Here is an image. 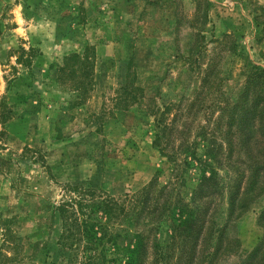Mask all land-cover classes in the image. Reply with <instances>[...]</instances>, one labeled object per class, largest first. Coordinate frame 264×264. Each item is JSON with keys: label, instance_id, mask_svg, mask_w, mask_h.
<instances>
[{"label": "rangeland", "instance_id": "rangeland-1", "mask_svg": "<svg viewBox=\"0 0 264 264\" xmlns=\"http://www.w3.org/2000/svg\"><path fill=\"white\" fill-rule=\"evenodd\" d=\"M253 65L264 69V0H0V264H87L86 242L60 244L57 208L82 198L71 188L129 207L152 185L162 218L120 215L116 247L89 245L117 260L103 264H123L158 221L151 240L165 242L197 190L204 229L173 264H264V100L253 116L234 107ZM155 106L175 121L166 156ZM231 202L246 210L228 221Z\"/></svg>", "mask_w": 264, "mask_h": 264}, {"label": "trees", "instance_id": "trees-1", "mask_svg": "<svg viewBox=\"0 0 264 264\" xmlns=\"http://www.w3.org/2000/svg\"><path fill=\"white\" fill-rule=\"evenodd\" d=\"M74 58L80 60L79 56H74ZM245 85V90L240 97L241 101L236 103L234 107H241L242 109L244 107V111L253 116L254 114H257V108L260 105V101L264 100V69L258 68L254 65L251 66L248 70V74H246ZM125 88H127V85L120 90L122 93L126 94L128 90ZM255 89H257L259 95L250 105H247V101ZM130 90L133 91V89ZM134 91L136 96L132 97V101L137 103L138 89H134ZM190 108H193V105ZM169 109L170 108L167 106H163V108L155 106L148 113L155 118L154 126L156 134L154 144L163 156H166L164 152L169 147L170 135L176 130L175 121H166V115L168 114ZM191 155L196 158L194 152ZM169 158L172 159L170 156ZM186 163L188 162L186 161ZM204 180L209 182L211 176L209 178L203 177V181ZM152 186L143 190L141 198L138 197L133 201H128L129 207L125 206V204L121 203L119 200L97 198V196H99V191L95 188L87 187L83 189L79 186L71 188L72 193L74 192L81 195L82 198L74 201L70 198V202L64 203L57 208L59 216L63 222V233L60 239L61 246L67 247V241L71 239L72 236H75L77 241L82 240L88 244V246L83 249V257L87 264H103V262L117 261L109 259L108 256H106L107 250L97 251L96 249L89 248L92 247L89 245L95 246L98 242L100 243L105 239L114 244L116 242V237L118 236V230L116 223L112 222L120 220V215L125 217V222L122 224L121 220V225H124L125 223L128 227L130 226L129 219L131 217L134 218V220H142L143 218L149 220V216L154 215L155 212L159 210H161V212L160 214H156V216L161 219L164 210L162 209L163 204L160 203V200L163 198L165 189L162 188L158 190L156 194L152 195ZM198 195L199 191L197 190L192 196L191 203L184 204L182 208L178 209L179 211L177 212V215L171 218L172 224L169 226L167 240L165 242L162 243L158 236L154 241L151 240L153 232L164 226L161 221H158L159 227L157 229L142 228L141 231L136 230L135 234H133L134 244L123 250L125 259L123 264H146L149 245L153 248V259L151 264H173L180 258L177 257L175 261L177 252L181 255L184 250L189 249V246H191L193 250V243L200 237L204 229L205 218L207 217L206 207L204 209V207L200 206L197 201ZM83 197H86L88 200H84ZM233 199L234 197L232 196V201ZM170 205L173 206L174 204ZM234 207L235 204L231 202L228 221L240 218L241 214L246 210V206L242 205L240 206V210H236L237 212L235 214ZM195 209L197 212H195ZM99 214H102L103 217H99ZM99 218H104L105 222H99ZM138 226L150 227V224H138ZM233 243L234 242L232 241L229 246L231 247ZM215 245L213 251L210 254H207L206 262H208L211 257L214 258L217 252H219V244ZM70 246L73 245L71 244ZM114 247H116L115 244ZM261 249V247L256 249L249 258H257ZM76 258L77 255L72 256L70 262H75ZM192 259L193 257H190V261ZM101 260H103V262H101ZM206 262L204 260V263Z\"/></svg>", "mask_w": 264, "mask_h": 264}]
</instances>
